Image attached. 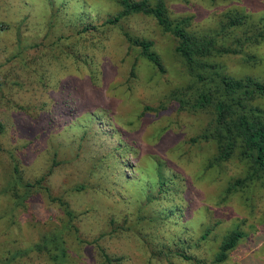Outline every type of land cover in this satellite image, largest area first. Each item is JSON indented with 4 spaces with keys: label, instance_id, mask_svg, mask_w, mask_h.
<instances>
[{
    "label": "rangeland",
    "instance_id": "rangeland-1",
    "mask_svg": "<svg viewBox=\"0 0 264 264\" xmlns=\"http://www.w3.org/2000/svg\"><path fill=\"white\" fill-rule=\"evenodd\" d=\"M163 1L195 35H213L224 12L264 18V0ZM121 9L119 0H0V264H99L100 250L120 258L113 264H264V187L223 193L246 160L216 162L214 143L198 137L210 114L172 92L188 80L173 37L151 15L105 22ZM127 37L149 40L163 71ZM243 49L255 58L215 60L232 76L264 79V39ZM252 103L264 110V96ZM233 228L243 233L214 260ZM176 237L184 243L171 245Z\"/></svg>",
    "mask_w": 264,
    "mask_h": 264
},
{
    "label": "trees",
    "instance_id": "trees-1",
    "mask_svg": "<svg viewBox=\"0 0 264 264\" xmlns=\"http://www.w3.org/2000/svg\"><path fill=\"white\" fill-rule=\"evenodd\" d=\"M119 4L122 9L112 18H107L106 23H113L120 16L130 14L151 15L160 28L173 37V51L180 58L188 80L172 92L176 93L180 106H188L210 114L207 126L198 137L214 143L216 162H222L234 153L246 160L247 166L243 176L230 182L223 193L242 192L243 188L255 183L264 187V110L252 103L255 98L264 96V79H256L249 75L232 76L226 73L220 62L215 60L217 56L240 53H244L246 58L254 59L255 56L247 53L243 46L263 41L264 18L261 16L256 20L248 19L246 22L248 17L244 12L236 10L224 12L218 21V30L213 35H195L185 28L186 17L174 20L167 16L163 0H154L152 5L146 0H119ZM1 25H3L1 29H8L6 22L0 23ZM234 29H240L239 35H228ZM227 37L231 38L234 46L218 43L220 39ZM127 39L139 48L141 55L156 70L163 71L162 63L151 49L152 44L149 40L130 37ZM94 113L96 111L90 113L92 118ZM3 129L4 125L0 121V132ZM41 179L40 176L35 182L39 183ZM158 184L157 189L160 191L166 182L160 179ZM145 198L150 200L152 196L145 193ZM136 215L139 218L143 217L141 213ZM123 218H126V214H123ZM209 230L207 227L200 237L205 238ZM242 233V230L238 228L225 232L220 241L219 251L214 255V260H222L225 257L226 241L232 238L237 239ZM170 243L171 245L183 244L184 240L176 237L175 241ZM161 245L160 248L168 252V244ZM63 250V247L57 249L61 258H63ZM173 253H176L174 249H172ZM99 254V264H113L112 261L117 262L118 260L120 263V258L108 255L104 250H100ZM180 255L186 259L191 258L183 253ZM49 257L53 259L50 251Z\"/></svg>",
    "mask_w": 264,
    "mask_h": 264
}]
</instances>
